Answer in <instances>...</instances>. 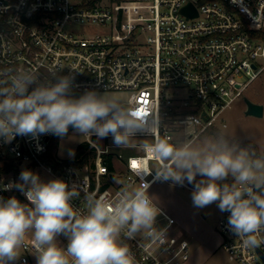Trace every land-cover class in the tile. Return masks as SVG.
Masks as SVG:
<instances>
[{
    "label": "built area",
    "instance_id": "2783aa9c",
    "mask_svg": "<svg viewBox=\"0 0 264 264\" xmlns=\"http://www.w3.org/2000/svg\"><path fill=\"white\" fill-rule=\"evenodd\" d=\"M189 4L196 16L184 12ZM59 65L65 72H79L76 92L130 91L128 104L136 115L157 124V135L174 142L185 134L179 123L196 117L199 124L191 130L195 141L211 128L228 127L226 110L264 75V0H0V84L7 69L43 74ZM52 138L17 136L10 143L0 139V196L14 195L26 203L19 191L5 186L18 180V171L32 166L109 200L123 185L166 183L155 180L154 171L141 173L159 165L143 149L145 141L117 148L111 137L99 141L86 136L95 151L89 163L58 166L62 161L48 157ZM134 147L135 153L125 158L121 150ZM74 206L84 209L83 194ZM227 217L225 212L219 233L230 259L264 264V244L244 247L227 229ZM157 225L167 228L163 243L143 234L126 241L135 264L188 263L190 243L176 228V219L163 209ZM258 238H264V232ZM33 252L31 241H26L21 264H35Z\"/></svg>",
    "mask_w": 264,
    "mask_h": 264
},
{
    "label": "clouds",
    "instance_id": "9594fccd",
    "mask_svg": "<svg viewBox=\"0 0 264 264\" xmlns=\"http://www.w3.org/2000/svg\"><path fill=\"white\" fill-rule=\"evenodd\" d=\"M65 69L59 65L43 74L15 69L2 73L6 80L0 84V139L64 138L71 128L80 136L111 137L117 148L143 140V149L159 165L141 173L154 171L155 180L192 185L195 208L215 203L221 213H228L227 229L244 247L264 244V238H258L264 232V153L222 131L196 143L191 132L199 124L196 117L179 123L182 139L159 136L158 125L138 117L125 100L95 88L77 94L79 72ZM141 136L146 138L138 139ZM150 187L143 180L123 185L109 200L62 178L44 180L38 172L22 169L5 190L14 188L27 202L0 196V264H21L28 240L35 248V264H135L127 240L143 234L163 243L167 236V228L157 225L163 209ZM82 194L83 210L74 206Z\"/></svg>",
    "mask_w": 264,
    "mask_h": 264
},
{
    "label": "rangeland",
    "instance_id": "374dc122",
    "mask_svg": "<svg viewBox=\"0 0 264 264\" xmlns=\"http://www.w3.org/2000/svg\"><path fill=\"white\" fill-rule=\"evenodd\" d=\"M105 92L117 96L127 103L131 97L130 91L110 90ZM245 97L254 102L264 104V75L249 87L245 93ZM245 97L236 100L231 108L226 110L228 127L224 128L223 132L235 140L253 141L258 145L260 153H264V115L262 117L247 115L245 112ZM211 136L213 135L205 134L195 140V142L200 143L205 138ZM101 140L99 139V141ZM143 142V140H138L134 144ZM83 144H86V136H80L71 129L68 136L61 139L54 151V159L64 161L70 158L78 147ZM87 151H91L89 146ZM121 151L126 158L128 155L134 154L136 148H127ZM116 165L120 167V161L117 160ZM23 166L26 167L27 164ZM152 166L156 168L154 164ZM31 170L38 172L44 180L56 178L51 172L41 166H32ZM53 171L56 172L55 167H53ZM120 174L123 175L124 173L121 172ZM197 179H200V177H197ZM149 193L156 199L161 208L176 219V228H178L183 237L188 239L191 257L186 264H242L239 261L231 260L228 252L222 247L219 222L224 213L218 210L215 203L203 209H197L192 203V189L185 186L173 185L171 182L156 183L149 189ZM59 238L67 242L63 236Z\"/></svg>",
    "mask_w": 264,
    "mask_h": 264
},
{
    "label": "trees",
    "instance_id": "16d2710c",
    "mask_svg": "<svg viewBox=\"0 0 264 264\" xmlns=\"http://www.w3.org/2000/svg\"><path fill=\"white\" fill-rule=\"evenodd\" d=\"M79 93L80 92H77V94H79ZM70 130H71V128L69 129V131ZM219 131H222V130L211 128V129H209L206 132V134H213L214 135L215 133H217ZM61 139H63V138H58L56 136H53V138L51 139L50 146H49V152H48V157L50 159H54V151L58 147ZM233 140L234 141H237V142H242V143L247 144V145H250L258 153H260V150L258 148V145L256 143H254L253 141H250V140H248V141H239V140H235V139H233ZM87 150H88V145L87 144H83V145H81V146L78 147V149L76 150V152L70 158H68V159H66V160H64V161H62L60 163H57V165L58 166H60V165H74V166H83V165H86V164L89 163L90 158L95 155V151L93 149H91L90 152H88ZM108 164H109L110 169H113V163H112V160H111L110 157H109V160H108ZM18 172L20 173L21 171H18ZM0 173H1V171H0Z\"/></svg>",
    "mask_w": 264,
    "mask_h": 264
},
{
    "label": "water",
    "instance_id": "95a60500",
    "mask_svg": "<svg viewBox=\"0 0 264 264\" xmlns=\"http://www.w3.org/2000/svg\"><path fill=\"white\" fill-rule=\"evenodd\" d=\"M183 10L189 16L197 15V10L193 7L192 4H189ZM245 101H246V111L245 112L247 115H253L257 117H262L264 115V104L263 103L254 102L248 97H245Z\"/></svg>",
    "mask_w": 264,
    "mask_h": 264
},
{
    "label": "snow or ice",
    "instance_id": "6c2138e0",
    "mask_svg": "<svg viewBox=\"0 0 264 264\" xmlns=\"http://www.w3.org/2000/svg\"><path fill=\"white\" fill-rule=\"evenodd\" d=\"M135 166V165H134Z\"/></svg>",
    "mask_w": 264,
    "mask_h": 264
}]
</instances>
